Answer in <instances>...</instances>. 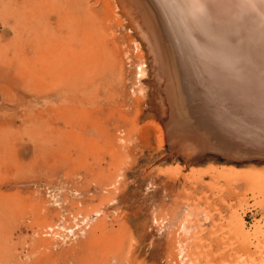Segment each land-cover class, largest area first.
<instances>
[{"label":"rangeland","instance_id":"obj_1","mask_svg":"<svg viewBox=\"0 0 264 264\" xmlns=\"http://www.w3.org/2000/svg\"><path fill=\"white\" fill-rule=\"evenodd\" d=\"M151 1L87 0L83 32L0 0V264H264V152L196 112Z\"/></svg>","mask_w":264,"mask_h":264},{"label":"bare ground","instance_id":"obj_2","mask_svg":"<svg viewBox=\"0 0 264 264\" xmlns=\"http://www.w3.org/2000/svg\"><path fill=\"white\" fill-rule=\"evenodd\" d=\"M60 1L65 6L66 18L76 20L81 31L94 28L97 15L86 5L87 0ZM140 2L138 6L142 7ZM105 4L109 6V0ZM153 5L166 16L170 34L166 32L174 40L172 44L176 45L180 56L174 60L179 58L184 75V81L179 78L184 82L182 86L185 84L181 89L191 90L190 97L195 98L192 101L199 116L204 114L210 118L220 138L232 149L244 153L264 152V0H154ZM143 8L140 9L142 14L146 10ZM140 25L142 34L148 37V27ZM201 133L198 136L201 137Z\"/></svg>","mask_w":264,"mask_h":264}]
</instances>
